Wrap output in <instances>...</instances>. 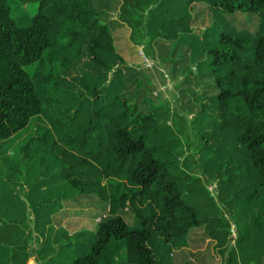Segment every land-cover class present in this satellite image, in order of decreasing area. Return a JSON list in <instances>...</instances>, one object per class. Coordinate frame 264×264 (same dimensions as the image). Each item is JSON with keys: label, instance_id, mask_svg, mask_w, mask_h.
Listing matches in <instances>:
<instances>
[{"label": "trees", "instance_id": "1", "mask_svg": "<svg viewBox=\"0 0 264 264\" xmlns=\"http://www.w3.org/2000/svg\"><path fill=\"white\" fill-rule=\"evenodd\" d=\"M150 4L154 7L149 8ZM26 5L35 8L16 17L15 12ZM198 6L213 17L202 34L193 28L197 16L191 11ZM161 7L164 11L153 15L157 24L151 38L177 40L184 48L175 60L169 55L167 63L171 74L181 76V83L200 86L192 96L199 102L195 133L208 131L197 138L217 143L216 148L206 149L211 154L225 150L236 157V171L226 182L246 185L243 205L263 208L264 0H122L116 20L130 25L134 18L144 19L147 10ZM101 14L106 12L96 11L92 0H0V141L14 136L33 117L48 121L46 133L32 139L55 138L51 149L59 166L55 185L63 190L30 204L41 235L57 226L50 220L53 216L92 212L93 208L98 209L95 216L102 215L85 253L67 264H171V246L203 222L199 211L182 197L175 161L162 159L161 147L149 145V132L156 133L155 110L139 108L135 88L146 86L138 81L127 86L130 90L125 88L122 74L138 66L124 62L125 50L116 49L117 39L110 35L108 23L101 24ZM238 15L255 23L237 29L231 22ZM46 54L56 60L55 71L43 72L40 65ZM83 61L103 70L84 71L91 73V79L118 73L119 81L111 82L106 94L102 84L86 87L91 102L82 98L76 106L65 107L57 98L60 85ZM31 66H35L33 73L27 69ZM159 94L148 93L142 102ZM31 143L19 149L23 165L31 157ZM25 182L27 190L22 195L27 197L31 191ZM39 186L48 189L43 182ZM12 206L10 214L5 212L12 226L0 227V235L10 232L11 243L18 244L22 236L27 237V207L18 194L12 196ZM127 215L134 219V227H129ZM32 224L29 220L28 227ZM219 225V229H205L210 238L226 239L227 219L221 216ZM259 227L264 237V222ZM246 238L235 237L234 242ZM60 245L58 252L84 246L65 239Z\"/></svg>", "mask_w": 264, "mask_h": 264}, {"label": "rangeland", "instance_id": "2", "mask_svg": "<svg viewBox=\"0 0 264 264\" xmlns=\"http://www.w3.org/2000/svg\"><path fill=\"white\" fill-rule=\"evenodd\" d=\"M92 3L96 11L106 12V14L100 15V22L101 24L108 23L110 35L117 39L116 49L125 50L124 62L138 66L123 73L121 77L126 81L125 88L128 90L132 88L127 87L129 84L134 86L138 81V84L146 86L141 89L135 88V92L139 95L138 99L136 98L139 108L142 110L148 108L147 111L153 108L156 113V133L149 132V145L161 147L159 155L162 159L175 161L174 167L179 168L177 174L180 176L179 184L182 197L199 211V220L203 222L198 228L192 230L184 240L171 246L169 262L171 264H264L262 261L264 243L259 241L261 240L259 237L264 240V237H261L263 229L259 227V224L264 222V207L257 204L243 205V201L248 196V187L245 190L246 185L234 180L230 183L226 182L227 177L233 176L236 171L233 167L237 164L236 157H232L230 152L225 150L218 154H211L206 149L210 145L216 148L217 143H213L207 138H197L200 134L208 131V129H200L195 133L196 124L200 122L196 117L199 111V102L192 96L200 90V86L181 83L179 81L181 76L179 77L178 73L171 74L170 71L173 70H169L167 63L169 55L171 59L175 60L181 51L184 52V48L178 44L177 40L156 39L154 41L151 38V34L154 33L152 27L154 23L157 24V17L153 15L159 14L162 9L164 11V8L161 7L158 11L147 10L144 19L134 18V22L129 25L116 20L122 0H92ZM183 3L181 4L183 5ZM152 7L154 4L149 5V8ZM34 8L32 5L23 6L15 12V16L30 13ZM191 12L193 16H197V22L193 24V28L202 34L211 25L212 14L203 6L195 7ZM114 19L115 22H113ZM231 23L237 29L247 28L248 24L255 23V19L248 21L245 17L238 15ZM150 51L153 53L149 55ZM86 59L87 57L83 60ZM176 65L185 67L186 63H176ZM40 66L44 68L43 72L45 73L55 71L57 62L54 57L46 54ZM34 68L35 66H31L27 69L33 73ZM88 70H93L96 73L103 71L101 68L83 61L80 69L71 71L64 76L65 79L60 85L57 98L65 107L76 106L79 102L78 99L82 98H90L91 102L93 98L86 87L93 88L97 84H102V92L106 94L104 90L111 86V82L119 81L118 73L109 76L103 74L101 79L95 81L94 78H90L91 73L85 75L84 71ZM115 89L118 91L119 85L115 86ZM158 91L162 93L158 98L151 99L150 102H142L146 94L155 95ZM189 119H192L194 123L190 124ZM48 125L45 117H33L25 128L11 138L0 141V189L25 194L26 188L20 186V183L27 179L31 191L27 197L24 195L27 199V237L22 236L18 244H10V250L5 249L3 241L0 240V264H31L33 254L39 264H67L75 257L85 253L87 248L85 246L91 243L92 233L102 216L94 215L98 212L97 208H93L92 212L81 211L77 214L70 213L64 217L57 215L50 219L53 224L57 223L55 228L45 232L44 235H41L36 229L31 202H36L41 196L57 195L63 190L61 185H55L57 182L55 177L59 171L56 158L54 159L51 153L55 138L48 137L41 141L32 139L38 133L41 136L44 135ZM30 141H32L29 148L31 157L27 160L26 165H23V155L19 149ZM188 143L192 145L190 150ZM8 152H10L11 158L3 159L2 156ZM195 152L196 156L192 157L191 153ZM211 159L213 161L209 162ZM12 161L20 163V167L13 164ZM206 167L207 170L203 172L202 170ZM26 170L28 174L25 173ZM41 182L48 189H41L39 186ZM17 186L20 188L17 189ZM106 212L108 209L102 212L104 216L108 215ZM29 215H31L30 218ZM221 216L227 219L229 233L226 239L215 240L208 236L205 229H219ZM125 218L129 227H134V219L128 215ZM29 220L34 225L33 230L28 227ZM82 232L84 234L78 237ZM244 236L247 238L240 242H234L235 237L238 239V237ZM63 239L66 243L69 241L84 246L76 248L72 245L69 250L58 252ZM229 246H231L230 250H228ZM26 248L27 252H25Z\"/></svg>", "mask_w": 264, "mask_h": 264}, {"label": "crops", "instance_id": "3", "mask_svg": "<svg viewBox=\"0 0 264 264\" xmlns=\"http://www.w3.org/2000/svg\"><path fill=\"white\" fill-rule=\"evenodd\" d=\"M8 156H10V152L5 153V156L3 155L2 158L7 160ZM20 186H23L27 190V184H26L25 180L20 183ZM16 188L19 189L20 187L17 186ZM15 194L17 195L18 193H13L12 190L6 191V189H4V190L0 189V212H3V218L0 219V227L12 226V220L10 218L5 217V212H8L10 214V212L13 210L12 196ZM20 194H21V192L18 195H20ZM20 196H21L20 197L21 200L26 204L27 203L26 197L24 195L22 196V194ZM29 228L33 230V224ZM0 237L2 238V241L4 243V248L7 250H10L11 249L10 244H12L11 243L12 236H11L10 232L7 235H6V233H3V235L2 236L0 235ZM25 252H27V248L25 249ZM31 257H32L31 258V260H32L31 264H39V261L36 259L34 254Z\"/></svg>", "mask_w": 264, "mask_h": 264}, {"label": "built area", "instance_id": "4", "mask_svg": "<svg viewBox=\"0 0 264 264\" xmlns=\"http://www.w3.org/2000/svg\"><path fill=\"white\" fill-rule=\"evenodd\" d=\"M147 60H146V58H145V62H146Z\"/></svg>", "mask_w": 264, "mask_h": 264}]
</instances>
